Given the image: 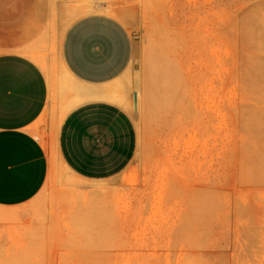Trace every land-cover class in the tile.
<instances>
[{"label":"rangeland","instance_id":"374dc122","mask_svg":"<svg viewBox=\"0 0 264 264\" xmlns=\"http://www.w3.org/2000/svg\"><path fill=\"white\" fill-rule=\"evenodd\" d=\"M68 1L0 0V55L35 62L51 103L30 129L49 155L47 181L0 208V264H264V0ZM96 14L134 41L128 70L99 95L131 116L137 144L119 175L86 182L62 166L57 137L97 98L67 105L61 44Z\"/></svg>","mask_w":264,"mask_h":264},{"label":"crops","instance_id":"0c3cea01","mask_svg":"<svg viewBox=\"0 0 264 264\" xmlns=\"http://www.w3.org/2000/svg\"><path fill=\"white\" fill-rule=\"evenodd\" d=\"M16 2L15 7L23 9L73 6L68 0ZM133 49L129 29L108 15L82 17L63 36L65 81L60 82L67 105L97 98L69 112L57 137L62 166L82 181L110 180L125 170L135 155L137 135L131 116L111 102L114 100L99 95L103 89L112 88L128 70ZM81 87L91 94L81 99ZM50 110L49 83L41 68L26 56L1 54L0 208L25 204L45 185L49 155L30 129Z\"/></svg>","mask_w":264,"mask_h":264},{"label":"water","instance_id":"95a60500","mask_svg":"<svg viewBox=\"0 0 264 264\" xmlns=\"http://www.w3.org/2000/svg\"><path fill=\"white\" fill-rule=\"evenodd\" d=\"M136 104H137V99H136V96H134V105L136 107Z\"/></svg>","mask_w":264,"mask_h":264}]
</instances>
